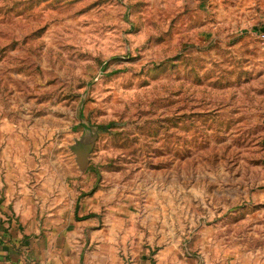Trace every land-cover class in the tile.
<instances>
[{"label":"rangeland","instance_id":"1","mask_svg":"<svg viewBox=\"0 0 264 264\" xmlns=\"http://www.w3.org/2000/svg\"><path fill=\"white\" fill-rule=\"evenodd\" d=\"M261 32L264 0H0V144L134 238L264 264Z\"/></svg>","mask_w":264,"mask_h":264},{"label":"crops","instance_id":"2","mask_svg":"<svg viewBox=\"0 0 264 264\" xmlns=\"http://www.w3.org/2000/svg\"><path fill=\"white\" fill-rule=\"evenodd\" d=\"M14 148L0 144V264H224L199 262L178 239L134 238L115 209L101 222L100 194L78 201L63 178L30 180Z\"/></svg>","mask_w":264,"mask_h":264},{"label":"built area","instance_id":"3","mask_svg":"<svg viewBox=\"0 0 264 264\" xmlns=\"http://www.w3.org/2000/svg\"><path fill=\"white\" fill-rule=\"evenodd\" d=\"M259 37L262 39V41H264V32H261V33L259 34Z\"/></svg>","mask_w":264,"mask_h":264},{"label":"trees","instance_id":"4","mask_svg":"<svg viewBox=\"0 0 264 264\" xmlns=\"http://www.w3.org/2000/svg\"><path fill=\"white\" fill-rule=\"evenodd\" d=\"M79 199L80 198H78V201H79ZM77 205H78V203H77ZM91 215H93L92 213H90V214H88L87 216H85V217H88V216H91ZM77 217V219H81V217H79V216H76Z\"/></svg>","mask_w":264,"mask_h":264},{"label":"water","instance_id":"5","mask_svg":"<svg viewBox=\"0 0 264 264\" xmlns=\"http://www.w3.org/2000/svg\"><path fill=\"white\" fill-rule=\"evenodd\" d=\"M84 167V162L81 160V168Z\"/></svg>","mask_w":264,"mask_h":264}]
</instances>
